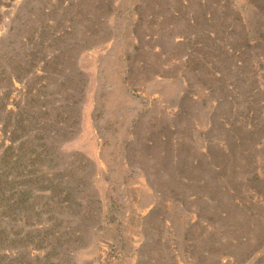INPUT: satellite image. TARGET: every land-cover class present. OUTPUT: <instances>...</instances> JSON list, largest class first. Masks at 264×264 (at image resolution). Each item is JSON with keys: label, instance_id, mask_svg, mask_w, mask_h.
Instances as JSON below:
<instances>
[{"label": "rangeland", "instance_id": "rangeland-1", "mask_svg": "<svg viewBox=\"0 0 264 264\" xmlns=\"http://www.w3.org/2000/svg\"><path fill=\"white\" fill-rule=\"evenodd\" d=\"M0 264H264V0H0Z\"/></svg>", "mask_w": 264, "mask_h": 264}]
</instances>
